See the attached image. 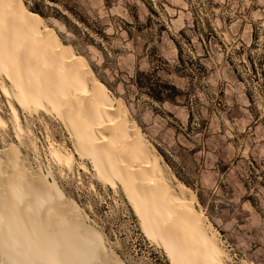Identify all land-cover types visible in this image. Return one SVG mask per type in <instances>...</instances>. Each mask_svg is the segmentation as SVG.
Masks as SVG:
<instances>
[{
    "label": "rangeland",
    "instance_id": "374dc122",
    "mask_svg": "<svg viewBox=\"0 0 264 264\" xmlns=\"http://www.w3.org/2000/svg\"><path fill=\"white\" fill-rule=\"evenodd\" d=\"M60 1L96 31H89L88 41L82 35L87 26L75 22V34L48 18L43 19L46 35L55 32L67 50L89 65L114 106L126 108L128 121L140 130L174 192L195 197V210L227 255L223 264H264V72L257 68L251 73L247 61L257 65L264 56V0ZM200 16L212 30L194 31V17ZM181 33L192 45L185 44L186 57L205 69L198 80L177 70L173 39L182 42ZM161 60L165 65L159 76L182 93L175 103L151 101L129 81L136 71H151ZM3 89L10 92L13 85L0 74V118L5 122L0 154L17 149L30 178L50 174L48 180L56 182L66 203L86 214L87 224L103 235L107 251L121 263L170 264L161 244L144 235L122 187L101 181L91 161L76 153L63 122L55 114H28ZM51 145L74 155L71 167L51 156ZM5 170L4 177L11 178Z\"/></svg>",
    "mask_w": 264,
    "mask_h": 264
},
{
    "label": "bare ground",
    "instance_id": "6f19581e",
    "mask_svg": "<svg viewBox=\"0 0 264 264\" xmlns=\"http://www.w3.org/2000/svg\"><path fill=\"white\" fill-rule=\"evenodd\" d=\"M46 30L21 0H0V74L13 85L5 95L30 115L46 112L63 122L76 153L101 181L122 187L144 235L161 244L170 264H223L227 255L195 210V197L174 192L126 108H116L89 65ZM50 154L66 167L74 162L52 145ZM24 168L29 172L17 149L0 154V264H123L50 174L37 180Z\"/></svg>",
    "mask_w": 264,
    "mask_h": 264
},
{
    "label": "trees",
    "instance_id": "16d2710c",
    "mask_svg": "<svg viewBox=\"0 0 264 264\" xmlns=\"http://www.w3.org/2000/svg\"><path fill=\"white\" fill-rule=\"evenodd\" d=\"M22 1V0H21ZM47 1L53 2L60 6V9L55 6H50ZM27 10L34 16L43 19L54 18L63 23L69 30L78 34V27L76 23L82 24L85 28H88L82 34L88 41H90V32H95V25L87 22L83 19L76 11L64 4L60 0H23L22 1ZM203 7V6H200ZM205 22L206 26H203ZM205 27L208 30H212L206 17L200 16V18L194 17V31L203 33ZM90 31V32H89ZM183 41H177L173 39V43L177 50V70L182 73L185 77H189L190 80L199 79L204 73V67L195 58H187L185 53L186 45L192 46L190 40L186 38L184 33L180 34ZM213 35L210 32V36ZM59 38V37H58ZM186 44V45H185ZM70 47V46H69ZM83 58V57H82ZM84 59V58H83ZM249 69L251 73H257L259 68L261 75L264 72V56L259 57L258 64L253 63L252 59L248 58ZM164 62L161 60L160 65L155 69L148 72L136 71L135 74L129 79L135 90L151 101L163 104V103H175L181 96V91L173 83L162 79L159 76V71L163 70ZM245 65V63L243 64ZM247 68V67H246ZM247 74V73H246ZM247 76V75H246ZM102 84V83H101ZM103 85V84H102ZM104 86V85H103ZM105 87V86H104ZM106 88V87H105Z\"/></svg>",
    "mask_w": 264,
    "mask_h": 264
}]
</instances>
